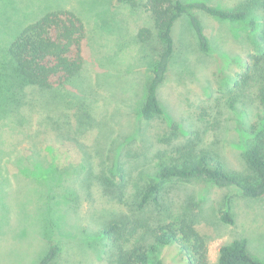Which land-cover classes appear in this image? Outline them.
Returning <instances> with one entry per match:
<instances>
[{
	"label": "rangeland",
	"instance_id": "1",
	"mask_svg": "<svg viewBox=\"0 0 264 264\" xmlns=\"http://www.w3.org/2000/svg\"><path fill=\"white\" fill-rule=\"evenodd\" d=\"M181 1L223 10L249 1L254 5L250 19L255 18L258 27L252 30L248 22L230 24L195 11L213 46L212 53L204 55L189 20L181 17L175 29L181 45L158 90L166 123L179 127L173 135L161 119L136 123L145 78L154 62L149 47L138 40L142 28L153 26L142 7L145 0L133 5L117 0H0L3 60L21 30L49 12L69 10L86 29L84 67L62 90L68 97L57 106L50 100L34 106L26 102L21 109V132L44 149L25 139L15 154L16 148L0 138V264H39L51 245L58 249L55 264H117L102 226L111 220L129 221L124 237L128 249L153 242L151 234L159 222L181 218L205 239L208 264H218L219 248L236 239H246L250 255L264 264V196L250 199L235 187L218 188L207 179L173 180L166 186L163 211L147 207L137 212L132 198L126 204L118 202L102 185H91L93 178L86 181V191L75 193L72 188L79 175L70 171L80 162L91 159L98 171V162L104 160L106 168L115 164L116 151L125 155L128 150L133 159L125 160L132 162L138 153L147 152L146 147L158 154L173 151L171 158L178 160L183 156L175 153L179 145L184 152H208L233 175L250 179L242 153L252 142V126L255 131L264 129V116L259 119L263 113L257 108L256 89L236 86V81L264 30V9L258 10L262 7L257 4L264 0ZM232 102L235 110L230 109ZM156 165L147 160L145 176L134 173L136 184L157 178ZM53 168L58 169L50 174ZM223 212L230 214L233 224L221 222ZM157 261L189 264L175 244L161 246L151 256L152 263Z\"/></svg>",
	"mask_w": 264,
	"mask_h": 264
},
{
	"label": "trees",
	"instance_id": "2",
	"mask_svg": "<svg viewBox=\"0 0 264 264\" xmlns=\"http://www.w3.org/2000/svg\"><path fill=\"white\" fill-rule=\"evenodd\" d=\"M118 4L133 5L135 0H117ZM259 4L258 10L263 11L264 1ZM142 7L149 14L152 27L142 28L138 32V40L149 47L153 54L154 62L150 74L145 78L142 96L137 111L136 123L140 120L149 121L161 119L165 123V111L158 99V90L165 81L175 63V55L179 50L176 25L182 16H186L197 38V45L201 53L210 55L213 46L204 33L203 24L195 15V11H202L207 15L220 19L226 23H245L252 30L258 24L250 19L254 10L251 2L243 3L233 10L220 9L209 6L204 2L184 3L181 0H145ZM256 10V9H255ZM85 26L83 21L69 10L49 12L35 22L25 26L16 36L8 48L7 60L0 55V138L4 145H10L18 154L17 145L26 139L37 149H44L43 145L33 142V139L22 129L21 109L24 103L40 104L52 100L57 104L68 97L62 90L74 83L81 75L85 59L83 44L85 39ZM156 36V38H154ZM255 48L248 53L242 72L237 75L236 86L251 88L257 91V108L260 120L264 116V30L255 41ZM230 109L235 110V102L230 104ZM58 122H60L58 120ZM170 130H179L175 122H167ZM251 129L252 142L242 153L243 161L249 168L250 179L242 180L233 175L225 164L208 152L193 154L191 150L183 151L182 145L176 146L175 153L183 155L174 159L172 152L153 153L148 150L138 153L137 159L126 161L131 154L125 150V155L117 154V159L112 167H105L104 160L98 162L99 170H94V163L80 162L71 173L78 174L72 188L77 193L82 189L86 191V181L92 178V184L102 185L111 194L117 196L118 202L128 203L127 198H132L131 205L136 211H144L147 207L164 210V196L166 186L173 180L187 181L192 179H207L218 188L235 187L240 194L250 199L264 196V129ZM102 145H107L104 141ZM188 148H192L186 144ZM118 146V145H117ZM116 146V147H117ZM103 148V147H102ZM114 148V147H113ZM105 149H103V152ZM159 152V151H158ZM150 154V155H149ZM120 156L122 159H120ZM127 156V157H126ZM35 159L34 155L31 158ZM128 159V158H127ZM142 159V163L138 161ZM147 160L154 162L157 168V178L143 181L138 185L134 181V173L145 176ZM58 168H53L50 174ZM65 173V172H64ZM83 173V174H81ZM81 175V176H80ZM220 220L224 224H233L229 213L223 212ZM129 221L111 220L102 226L101 233L109 238L115 253L113 258L117 264H161L152 263L151 256L156 254L161 246L175 244L185 255L189 264H208V247L205 239L185 218L159 222L153 229L151 237L153 242L139 244L126 249L124 238L127 233ZM58 249L55 245L49 247L47 254L39 264H55ZM218 264H262L252 257L247 249L246 239H236L219 248Z\"/></svg>",
	"mask_w": 264,
	"mask_h": 264
}]
</instances>
